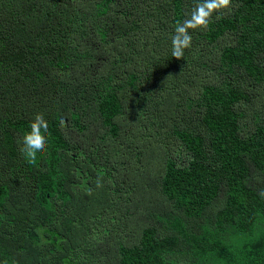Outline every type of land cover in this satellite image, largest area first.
<instances>
[{
	"label": "trees",
	"instance_id": "16d2710c",
	"mask_svg": "<svg viewBox=\"0 0 264 264\" xmlns=\"http://www.w3.org/2000/svg\"><path fill=\"white\" fill-rule=\"evenodd\" d=\"M198 2L0 0V264H264V0Z\"/></svg>",
	"mask_w": 264,
	"mask_h": 264
},
{
	"label": "clouds",
	"instance_id": "9594fccd",
	"mask_svg": "<svg viewBox=\"0 0 264 264\" xmlns=\"http://www.w3.org/2000/svg\"><path fill=\"white\" fill-rule=\"evenodd\" d=\"M232 0H199L193 8L189 18L177 22L173 35L170 37L172 44V56L182 59L186 49L191 47V31L206 29L209 21L216 13L228 10ZM49 129L47 121L42 113L35 115L30 123L29 130L18 140L21 145L20 152L29 164H36L38 158L47 151V138ZM97 187H101V179L96 181Z\"/></svg>",
	"mask_w": 264,
	"mask_h": 264
},
{
	"label": "rangeland",
	"instance_id": "374dc122",
	"mask_svg": "<svg viewBox=\"0 0 264 264\" xmlns=\"http://www.w3.org/2000/svg\"><path fill=\"white\" fill-rule=\"evenodd\" d=\"M90 262L93 263V264H97V263H99V260L98 259H93ZM177 264H189V263H187L186 261L181 260V261H178Z\"/></svg>",
	"mask_w": 264,
	"mask_h": 264
}]
</instances>
